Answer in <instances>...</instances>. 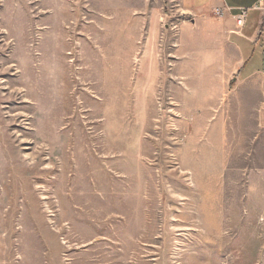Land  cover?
<instances>
[{
	"label": "rangeland",
	"instance_id": "1",
	"mask_svg": "<svg viewBox=\"0 0 264 264\" xmlns=\"http://www.w3.org/2000/svg\"><path fill=\"white\" fill-rule=\"evenodd\" d=\"M183 15L0 0V264H264V137L232 125L227 94L212 117L230 134L205 135L176 73Z\"/></svg>",
	"mask_w": 264,
	"mask_h": 264
},
{
	"label": "crops",
	"instance_id": "2",
	"mask_svg": "<svg viewBox=\"0 0 264 264\" xmlns=\"http://www.w3.org/2000/svg\"><path fill=\"white\" fill-rule=\"evenodd\" d=\"M259 1L177 0V10L184 17L175 34L179 61L176 73L195 82L199 90L194 97L198 120L215 121L205 134L209 137L230 134L222 126L221 112L212 117V111L225 94L229 105L224 106V113L231 112L232 125L241 128L242 135L264 137V14L253 9ZM241 8H247V16L238 28L235 15ZM216 9L222 13L215 15ZM153 16L150 23L154 19L155 24ZM153 24L150 38H155L157 33ZM151 60L152 56L147 62ZM254 128L257 132L251 134L249 131ZM202 131L206 132L199 127L200 135Z\"/></svg>",
	"mask_w": 264,
	"mask_h": 264
},
{
	"label": "bare ground",
	"instance_id": "3",
	"mask_svg": "<svg viewBox=\"0 0 264 264\" xmlns=\"http://www.w3.org/2000/svg\"><path fill=\"white\" fill-rule=\"evenodd\" d=\"M115 4V3H114ZM74 5V4H73ZM75 5H77V4H75ZM102 6V5H101ZM91 9H92V7H91ZM98 9V8H97ZM99 10V9H98ZM90 14V13H89ZM112 33V32H111ZM99 37H101L100 36V32H98V34L97 35H95V39L93 40V39H91L92 41H91V43L90 42H88V44H90L91 46H93L94 45V43H96V44H98V47H95V49H93L92 47H90L91 48V51L89 50L88 52H87V56H86V59L85 60H87V63H88V67H87V69H86V71L87 72H85V73H88L89 75L87 76V79H89V80H94L95 79V76H94V74L92 73H90V70L93 68V65L92 64H94V59L93 58H95L97 55H99V54H97V53H99L98 51H100V50H102L101 49V43H100V38ZM87 40V39H86ZM88 41V40H87ZM103 51V50H102ZM101 52V51H100ZM100 56V55H99ZM97 58V57H96ZM155 66V65H154ZM145 67V66H144ZM92 71H93V69H92ZM155 72V71H154ZM153 72V73H154ZM154 76V75H153ZM99 81V80H98ZM96 85V87L98 86V83H96L95 84ZM145 85V84H144ZM183 86V85H182ZM90 87H92V85L90 86ZM148 89V88H147ZM146 89V90H147ZM96 93V92H95Z\"/></svg>",
	"mask_w": 264,
	"mask_h": 264
},
{
	"label": "built area",
	"instance_id": "4",
	"mask_svg": "<svg viewBox=\"0 0 264 264\" xmlns=\"http://www.w3.org/2000/svg\"><path fill=\"white\" fill-rule=\"evenodd\" d=\"M253 9L259 10L264 14V0H260L256 5L253 6ZM215 15H220L222 13L221 9L214 10ZM247 16V8H241L238 14L235 15V22L237 27H241Z\"/></svg>",
	"mask_w": 264,
	"mask_h": 264
}]
</instances>
